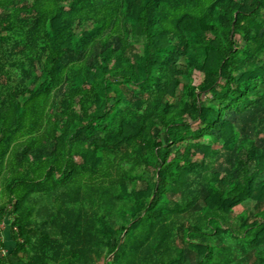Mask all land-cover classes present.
Listing matches in <instances>:
<instances>
[{
  "label": "trees",
  "instance_id": "16d2710c",
  "mask_svg": "<svg viewBox=\"0 0 264 264\" xmlns=\"http://www.w3.org/2000/svg\"><path fill=\"white\" fill-rule=\"evenodd\" d=\"M0 220V264H264V0H0Z\"/></svg>",
  "mask_w": 264,
  "mask_h": 264
},
{
  "label": "rangeland",
  "instance_id": "374dc122",
  "mask_svg": "<svg viewBox=\"0 0 264 264\" xmlns=\"http://www.w3.org/2000/svg\"><path fill=\"white\" fill-rule=\"evenodd\" d=\"M251 208V203H249V202H246V203H244L242 206H239V208L241 209V208Z\"/></svg>",
  "mask_w": 264,
  "mask_h": 264
},
{
  "label": "built area",
  "instance_id": "2783aa9c",
  "mask_svg": "<svg viewBox=\"0 0 264 264\" xmlns=\"http://www.w3.org/2000/svg\"><path fill=\"white\" fill-rule=\"evenodd\" d=\"M3 226H4V221L0 220V228H3ZM3 253H5L4 249H0V254H3Z\"/></svg>",
  "mask_w": 264,
  "mask_h": 264
},
{
  "label": "crops",
  "instance_id": "0c3cea01",
  "mask_svg": "<svg viewBox=\"0 0 264 264\" xmlns=\"http://www.w3.org/2000/svg\"><path fill=\"white\" fill-rule=\"evenodd\" d=\"M5 226H3V229L5 230V228H4ZM4 230H3V233H4ZM4 236V240H5V242H7V236H6V232H5V234L3 235ZM4 251L6 252V249H4Z\"/></svg>",
  "mask_w": 264,
  "mask_h": 264
}]
</instances>
